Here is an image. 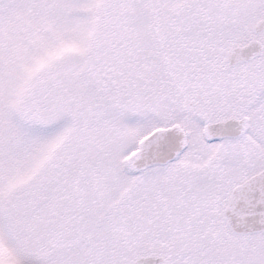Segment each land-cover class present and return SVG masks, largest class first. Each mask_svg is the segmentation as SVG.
<instances>
[{
  "label": "snow or ice",
  "instance_id": "obj_1",
  "mask_svg": "<svg viewBox=\"0 0 264 264\" xmlns=\"http://www.w3.org/2000/svg\"><path fill=\"white\" fill-rule=\"evenodd\" d=\"M0 264H264V0H0Z\"/></svg>",
  "mask_w": 264,
  "mask_h": 264
}]
</instances>
